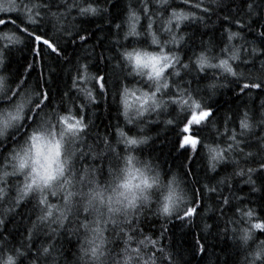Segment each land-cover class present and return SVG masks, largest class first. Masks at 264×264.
<instances>
[{
  "label": "snow or ice",
  "instance_id": "obj_1",
  "mask_svg": "<svg viewBox=\"0 0 264 264\" xmlns=\"http://www.w3.org/2000/svg\"><path fill=\"white\" fill-rule=\"evenodd\" d=\"M221 88L239 102L222 122ZM109 94L118 122L93 132ZM160 123L175 171L145 157ZM177 228L199 234L191 259L162 243ZM193 261L264 264V0H0V264Z\"/></svg>",
  "mask_w": 264,
  "mask_h": 264
},
{
  "label": "trees",
  "instance_id": "obj_2",
  "mask_svg": "<svg viewBox=\"0 0 264 264\" xmlns=\"http://www.w3.org/2000/svg\"><path fill=\"white\" fill-rule=\"evenodd\" d=\"M215 19V18H213ZM89 27L90 31L95 30V24H92ZM217 29H219V24L217 23ZM209 32H211V29H209ZM102 35L100 32H96L95 36L89 37V44H95L96 43V37ZM220 33L219 31L216 32V36L219 37ZM203 39L207 40L209 39V36H204ZM200 37L197 36L196 38V45L199 46ZM73 45H68L67 47V53L68 58L73 61V63L76 62L77 57H80L82 54V50H74ZM191 44L185 46L184 52H187L188 55H191ZM97 53H99V48L97 49ZM24 57H27L29 60L32 59V57L25 51L24 53H17L16 60L20 63H23ZM183 57V53H182ZM47 62V60H46ZM115 63V60H113V64ZM68 68H71V65H67ZM103 67V66H102ZM39 66H37V72L33 74L32 83H35V79L38 78L39 74ZM105 71H109V69H105ZM138 78L130 77L126 78V83L128 86H133L136 83V80ZM67 80L66 74H61V85H60V91H63L64 85L63 81ZM138 86V85H137ZM195 87V85H193ZM111 93V89L109 90ZM54 98L56 97V92H53ZM209 103L213 104V107L217 111V116L222 122L223 116L225 112H229L231 114L230 110H234L237 107V104L239 103L236 101V98L232 95L230 88H221L218 90L217 94L209 100ZM117 103L114 101L111 94L107 97V99H102L100 101L99 107L95 108L92 107L89 109L90 118L93 120V123L95 125H98V128H93V132L99 131L101 134H103L108 127H115L117 124ZM122 117L120 118V122H122ZM155 119V117H153ZM146 131L151 136V140L149 141L150 144L155 142L152 147H146L145 148V157H151L156 163H159L165 170L171 169V170H177L175 168V161L176 155H171V150L173 147V142L176 139L177 136V130L175 128H170L163 123L160 124H151L148 125L146 128ZM206 141H210L214 138L215 134L211 132V129H208L204 133ZM205 154H202L201 156L195 157V164H194V171L198 172L201 176H203L204 172V162H205ZM223 169H218V172H222ZM189 180L191 177L188 178ZM243 187V185H240ZM208 201L205 202V207L208 206ZM209 215L214 216L215 213H209ZM19 219V218H17ZM207 219V217H205ZM211 222V221H209ZM222 226V222H221ZM146 227L148 230L155 232L156 234L159 233L160 230V224L155 223L151 220L147 221ZM171 228V226H169ZM186 231V230H185ZM172 232L175 234V241L173 242V239L170 236L166 237L162 243L165 245H169L173 247L180 256H183L185 259H191V257L187 253L188 247L194 242V239L197 235H199L195 230L193 231L191 236H186L184 232H181L178 228L172 229ZM224 242H220L216 245V247L213 249V252L209 255L207 259H211L213 262L215 261V257L219 255L221 259L224 258L223 254L220 253V248L223 247ZM227 243L231 244V241H227ZM73 244H75V241H73ZM199 260V257H196V261ZM196 261H193V264H196Z\"/></svg>",
  "mask_w": 264,
  "mask_h": 264
}]
</instances>
